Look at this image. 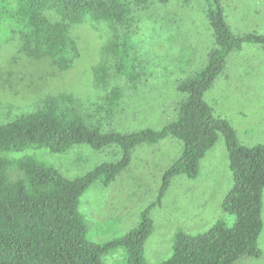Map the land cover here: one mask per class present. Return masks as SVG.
Returning a JSON list of instances; mask_svg holds the SVG:
<instances>
[{"label": "trees", "instance_id": "trees-1", "mask_svg": "<svg viewBox=\"0 0 264 264\" xmlns=\"http://www.w3.org/2000/svg\"><path fill=\"white\" fill-rule=\"evenodd\" d=\"M170 1L0 0V41L17 40L24 56L48 59L58 71H65L80 56L72 29L87 22L100 23L107 35L102 55L115 59L116 75L120 76L126 64L123 59L133 48L134 22L140 21V13L149 4ZM204 3L212 46L203 65L176 86L179 98L173 119L161 128L118 131L103 127L87 120L69 95L49 97L34 111L0 124V264H103L102 257L120 247L125 249V264H145L144 243L152 230L150 206L142 211L139 224L125 235L95 243L87 237L88 225L79 210V199L89 186L110 183L128 165L137 145L165 137L179 140L181 151L165 169L153 206L160 203L173 177L196 176L200 159L221 136L232 175V186L221 208L235 220L227 226L219 219L198 234L176 232L171 255L157 264H233L242 257L261 255L257 240L263 227L264 145L241 144L231 124L214 115L204 93L224 70L230 52L244 43L264 50V34H235L221 0ZM103 63L95 70L94 81L106 88L112 74ZM134 76H127L125 83ZM126 88L123 84L106 88L110 101L115 104ZM79 144L96 150L111 146L119 155L74 178L65 177L36 157L11 155L29 148L64 153Z\"/></svg>", "mask_w": 264, "mask_h": 264}, {"label": "rangeland", "instance_id": "rangeland-1", "mask_svg": "<svg viewBox=\"0 0 264 264\" xmlns=\"http://www.w3.org/2000/svg\"><path fill=\"white\" fill-rule=\"evenodd\" d=\"M221 2L235 34H264V0ZM204 7V0L149 4L140 13V21L132 26L133 48L123 59L126 64L120 76L116 75L115 59L107 60L102 55L107 35L100 23L87 22L72 29L80 56L65 71H58L48 59L24 56L17 40L0 41V124L34 111L49 97L69 95L87 120L103 127L118 131L161 128L173 119L179 98L176 86L203 65L212 46ZM102 63L112 74L106 88L114 84L127 86L115 104L108 97V89L94 81V72ZM129 75L135 78L125 83ZM204 99L214 115L231 124L241 144L264 145V50L244 43L239 50L230 52L224 70L204 93ZM180 151L181 142L173 137L139 144L128 165L110 183L89 186L79 199V210L88 225L87 237L95 243L121 237L139 224L142 211L150 206L152 230L144 243V259L145 264H157L171 255L176 232L202 233L219 219L231 226L235 216L221 208L232 186L221 136L200 159L196 176L173 177L160 203L153 206L162 175ZM11 155L36 157L65 177L74 178L100 163L116 160L119 154L111 146L96 150L79 144L64 153L29 148ZM262 222L257 240L261 255L242 257L233 264H264V192ZM125 261L122 247L102 257L103 264Z\"/></svg>", "mask_w": 264, "mask_h": 264}]
</instances>
